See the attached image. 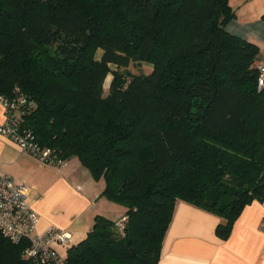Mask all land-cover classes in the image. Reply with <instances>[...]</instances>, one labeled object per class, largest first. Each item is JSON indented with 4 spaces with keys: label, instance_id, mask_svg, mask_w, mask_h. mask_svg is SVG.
<instances>
[{
    "label": "trees",
    "instance_id": "16d2710c",
    "mask_svg": "<svg viewBox=\"0 0 264 264\" xmlns=\"http://www.w3.org/2000/svg\"><path fill=\"white\" fill-rule=\"evenodd\" d=\"M235 19L229 0H0V94L34 101L21 128L125 211L95 216L66 264H158L178 201L221 240L264 203L260 48ZM26 246L0 239V264H29Z\"/></svg>",
    "mask_w": 264,
    "mask_h": 264
},
{
    "label": "crops",
    "instance_id": "0c3cea01",
    "mask_svg": "<svg viewBox=\"0 0 264 264\" xmlns=\"http://www.w3.org/2000/svg\"><path fill=\"white\" fill-rule=\"evenodd\" d=\"M236 19L227 30L260 48L257 65H264V0H229ZM5 115L0 104V125ZM0 172L29 187L30 206L38 213L37 232L57 227L71 235L72 246L87 237L94 217L117 222L124 210L101 196L95 181L76 158L66 167L41 163L0 133ZM216 215L178 201L164 237L158 264H264V203L254 201L235 221L227 240L219 239Z\"/></svg>",
    "mask_w": 264,
    "mask_h": 264
},
{
    "label": "built area",
    "instance_id": "2783aa9c",
    "mask_svg": "<svg viewBox=\"0 0 264 264\" xmlns=\"http://www.w3.org/2000/svg\"><path fill=\"white\" fill-rule=\"evenodd\" d=\"M258 70V87L261 88L264 87V65H258ZM0 104L5 115V123L0 125L1 134L41 163L66 167L67 161L58 159L50 150L41 149L30 131L21 128L23 116L35 107L34 101L16 87L11 97L0 94ZM38 222L39 215L29 203V187L0 172V239L13 244L26 241L22 256L29 264H66V251L72 246L71 235L57 227L39 233Z\"/></svg>",
    "mask_w": 264,
    "mask_h": 264
},
{
    "label": "rangeland",
    "instance_id": "374dc122",
    "mask_svg": "<svg viewBox=\"0 0 264 264\" xmlns=\"http://www.w3.org/2000/svg\"><path fill=\"white\" fill-rule=\"evenodd\" d=\"M97 57H99V53L97 54ZM112 69H115L114 66H111ZM151 66L148 65V64H145V63H140V64H131L129 66V71L131 73H138V72H144V73H149L151 71ZM110 80H111V77L109 76L107 78V80L105 81V85H104V88H105V93H107V90H108V86H109V83H110Z\"/></svg>",
    "mask_w": 264,
    "mask_h": 264
}]
</instances>
